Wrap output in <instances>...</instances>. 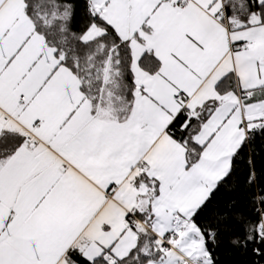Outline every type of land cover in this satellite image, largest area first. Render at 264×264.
<instances>
[{"label": "snow or ice", "instance_id": "snow-or-ice-1", "mask_svg": "<svg viewBox=\"0 0 264 264\" xmlns=\"http://www.w3.org/2000/svg\"><path fill=\"white\" fill-rule=\"evenodd\" d=\"M264 0H0V264H264Z\"/></svg>", "mask_w": 264, "mask_h": 264}, {"label": "trees", "instance_id": "trees-1", "mask_svg": "<svg viewBox=\"0 0 264 264\" xmlns=\"http://www.w3.org/2000/svg\"><path fill=\"white\" fill-rule=\"evenodd\" d=\"M258 168L259 167H264V160H258L257 161ZM225 264H243L245 258L242 256H234V257H229L225 255L223 257Z\"/></svg>", "mask_w": 264, "mask_h": 264}]
</instances>
